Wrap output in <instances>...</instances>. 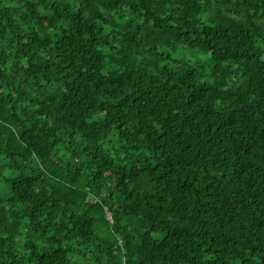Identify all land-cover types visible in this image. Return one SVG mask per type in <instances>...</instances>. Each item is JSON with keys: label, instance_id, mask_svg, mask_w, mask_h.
Listing matches in <instances>:
<instances>
[{"label": "trees", "instance_id": "trees-1", "mask_svg": "<svg viewBox=\"0 0 264 264\" xmlns=\"http://www.w3.org/2000/svg\"><path fill=\"white\" fill-rule=\"evenodd\" d=\"M0 264H264V0H0Z\"/></svg>", "mask_w": 264, "mask_h": 264}, {"label": "rangeland", "instance_id": "rangeland-1", "mask_svg": "<svg viewBox=\"0 0 264 264\" xmlns=\"http://www.w3.org/2000/svg\"><path fill=\"white\" fill-rule=\"evenodd\" d=\"M174 57L186 56L187 58H194L191 51H186L180 48L177 52L171 51ZM49 168L53 171L51 176H48L49 180L53 183V185L58 189V193H66L72 195L79 199L80 201L86 200V196L89 193H93L90 185L87 182L85 175H81L76 181L71 182L66 179L65 172L60 167V165L49 163ZM91 199V198H90ZM91 213H94L97 217L96 226H100L104 222L105 214L102 212V207L99 204H95V206L90 210ZM108 241L114 242L116 237L114 235H110L107 237Z\"/></svg>", "mask_w": 264, "mask_h": 264}]
</instances>
